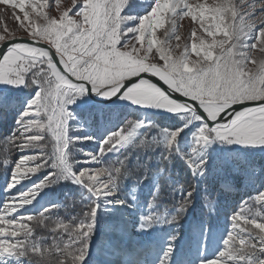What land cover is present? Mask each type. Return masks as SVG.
<instances>
[{
    "label": "snow or ice",
    "instance_id": "6c2138e0",
    "mask_svg": "<svg viewBox=\"0 0 264 264\" xmlns=\"http://www.w3.org/2000/svg\"><path fill=\"white\" fill-rule=\"evenodd\" d=\"M4 3L22 13L16 20L24 36L0 32V85L29 92L25 99L0 90V110L15 111L5 139L21 150L0 201V264H88L98 224L139 203L125 181L141 169L137 184L146 179L153 156L130 168V149L159 150L153 197L136 231L176 226L154 264H183L180 219L197 200L194 264H264V0H140V15L131 11L133 0ZM185 18L192 27L181 45L177 26ZM93 97L127 101L136 119L126 115L100 137L80 134L93 118ZM148 109L171 113L175 123L141 115ZM85 142L93 147H77ZM233 145L239 147H227ZM225 150L236 155L213 168ZM176 159L191 173L187 187L171 178ZM238 177L255 195L241 198L217 235L211 220L218 197L233 191ZM64 181L76 190L36 207L45 189ZM165 185L181 200L159 215L155 203ZM77 207L67 222L57 216Z\"/></svg>",
    "mask_w": 264,
    "mask_h": 264
},
{
    "label": "rangeland",
    "instance_id": "374dc122",
    "mask_svg": "<svg viewBox=\"0 0 264 264\" xmlns=\"http://www.w3.org/2000/svg\"><path fill=\"white\" fill-rule=\"evenodd\" d=\"M147 0H145V3ZM251 2V0H250ZM52 4V0H49ZM70 0H62V4H69ZM134 7L131 9L137 15L143 13V7L140 0H133ZM255 3L259 4L260 0H255ZM55 5L53 4L52 10L54 11ZM20 15L22 18V13H19L18 9H13L11 4H5L4 0H0V32L5 29L12 31L17 37H23L24 31L20 24L16 20V16ZM191 21L187 18L178 22L177 34L181 36L180 43L183 45L190 39L191 33ZM175 43V41H173ZM11 86L0 85V90L6 89ZM20 90V89H16ZM29 90L20 91L19 94L25 99L27 98ZM94 102L92 100L91 105ZM101 104V103H98ZM104 105V104H102ZM124 106L120 104L104 105V106ZM75 107V106H73ZM107 108V107H106ZM90 111L93 112V118L88 121V128L80 133L82 135L94 134L98 137L104 132L106 128H112L117 125V122L124 118L129 113H134V109L130 108H117L112 110L109 109H95L90 107ZM82 114V113H81ZM141 115H146L149 119H152L154 115L161 116L162 114H155L150 111L142 112ZM170 115V114H166ZM136 119V118H135ZM170 124V123H168ZM78 148H83L85 150L91 149L93 147L91 142H85L83 145H77ZM213 147L220 148L219 145H214ZM233 150L237 149L239 146H227ZM259 150H255L258 152ZM18 157L21 155V150L19 149ZM29 154V153H24ZM236 155L235 151H221L217 160L213 161V168L217 167V163L222 162L220 158L226 160L227 158ZM19 159V158H18ZM183 161L179 162V166H182ZM173 168L175 165L170 166V174L174 175ZM173 178V176H171ZM212 178H209V182ZM67 182V181H64ZM200 189H204L206 185L202 182H198ZM236 187L232 193L239 192L240 199L244 194L249 193L250 195H255V190L247 185V183L242 178H237L235 181ZM77 187V186H76ZM155 188V178L147 182H141L139 184H134L131 191H135L136 199L139 202L136 209H117L114 215H108L98 224L96 235L93 237L92 246L90 249V260L88 264H107L108 252H112L118 248L117 251L122 255L123 259H132L134 264H154L157 259L159 252L161 251L162 245L165 242V237L169 232H171L176 226L174 224H164L158 225L155 228H150L147 233H139L136 231V224L139 221V215L146 210L148 202L145 200L146 197L152 196ZM52 189V188H51ZM50 189H45L44 192L38 197L39 204L36 205L38 208L40 204L55 202L56 200H61L58 196L51 197L49 195ZM5 197L4 192H0V201H3ZM152 200V199H151ZM240 200L238 201V203ZM202 201L194 202L192 209H190L189 215L183 218V222L180 223V231L183 234V239L180 241L178 246V256L183 261V264H194L197 256V237L192 233V226L195 224L196 217L194 219L191 217L194 207L201 208ZM237 203V204H238ZM156 213L163 215L165 212L173 213L174 208H163L161 210L156 208ZM235 210V209H234ZM233 210V211H234ZM232 212V211H231ZM225 217H222L221 224L216 226V234L225 231L227 226V221H224ZM221 225V226H220ZM123 238V239H122ZM213 249L210 248L209 252Z\"/></svg>",
    "mask_w": 264,
    "mask_h": 264
},
{
    "label": "trees",
    "instance_id": "16d2710c",
    "mask_svg": "<svg viewBox=\"0 0 264 264\" xmlns=\"http://www.w3.org/2000/svg\"><path fill=\"white\" fill-rule=\"evenodd\" d=\"M6 89H8L11 94L18 95V96H21V94H19L20 91L28 90V89L16 90L11 87H8ZM94 107L95 109L104 108V109H109V110H112L115 107L121 108V109L124 108V106H116V105L115 106H104L98 103H93L91 105V108H94ZM135 115H136L135 112L129 113L127 115L128 116L127 118L135 119L136 118ZM152 119H155L156 122L160 124L161 126H170L175 123L174 119L172 118V114L170 115L162 114L161 116L154 115ZM14 126H15V111L13 110L11 112H5L3 110H0V192H4L6 181L10 177V174H11V168L14 166V163L19 158L18 157L19 149L15 146L13 142L5 139L6 137H8L9 133L12 131ZM130 151H131V156L129 157V161H128L130 168H135V165L137 163V158H139V160L143 162L146 159V155L153 156V160L149 163L150 172L148 174V177L144 179L142 182L150 181L153 178L152 173H154L156 169L159 167L158 161L155 160V155L158 154L159 150H157V152L155 153H152V152L145 153V152H142L140 149H130ZM252 151L255 152V150H252ZM255 153H256L255 158L257 162H259L261 153L259 151ZM4 160L9 161V165L7 166V169L3 163ZM220 161H223V159L220 158ZM179 162H181V160L176 159L172 163L175 165V169L173 168L174 175H171L173 176L172 180L174 183L179 182L180 185L187 187L188 182L192 180V176H191V173L186 170V165L182 164V166H179ZM143 174H144L143 169L139 171H134L133 175L125 181L124 191L125 192L131 191L132 186L134 184H137V178H139ZM75 190H76L75 185H71L68 182H62L58 185L53 186L52 189H50L49 195L53 198L58 196L63 202L65 200V193L69 191H75ZM247 194L249 193L244 194V196ZM151 199H152V196H148L145 198V200L147 201ZM218 199H219V207L217 210V214H214L211 220V222L215 226H218L219 223L221 224L222 217H225L224 221H227V214L233 211L236 208L238 201L241 200L240 194L238 191L235 193L234 192L225 193L224 195H220ZM180 200H181V194L179 192H172L171 188L165 185L161 189V194L159 195L156 201V205H157L156 208L159 210L163 208H174V206L178 205V202ZM199 201L200 200H197L195 202H199ZM79 210H80L79 207L76 208V211H72L70 208L69 209L60 208L57 212V216H59L62 219H65V222H67L66 218L69 216L75 215L76 212H79ZM200 214H201V208L194 207L191 217L196 219V217L197 218L200 217ZM182 222H183V218L180 219V223ZM38 234L43 235L45 233L41 230L39 231Z\"/></svg>",
    "mask_w": 264,
    "mask_h": 264
},
{
    "label": "bare ground",
    "instance_id": "6f19581e",
    "mask_svg": "<svg viewBox=\"0 0 264 264\" xmlns=\"http://www.w3.org/2000/svg\"><path fill=\"white\" fill-rule=\"evenodd\" d=\"M128 102L127 101H120V105H126ZM146 111H150L155 114H160L164 113L165 111H159V110H154V109H148ZM123 239V238H122ZM118 248L114 251L108 252V260L107 264H134L132 259H123L122 255L117 251Z\"/></svg>",
    "mask_w": 264,
    "mask_h": 264
},
{
    "label": "water",
    "instance_id": "95a60500",
    "mask_svg": "<svg viewBox=\"0 0 264 264\" xmlns=\"http://www.w3.org/2000/svg\"><path fill=\"white\" fill-rule=\"evenodd\" d=\"M92 100L94 102L101 103V104H104V105H112L113 104L111 101H101L99 97H93ZM119 103L120 102H118L117 104H119ZM160 114H171V113L164 112V113H160Z\"/></svg>",
    "mask_w": 264,
    "mask_h": 264
}]
</instances>
